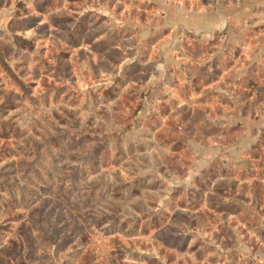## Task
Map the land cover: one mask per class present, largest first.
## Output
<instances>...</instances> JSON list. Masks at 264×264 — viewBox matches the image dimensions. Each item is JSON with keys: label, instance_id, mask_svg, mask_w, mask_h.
<instances>
[{"label": "rangeland", "instance_id": "1", "mask_svg": "<svg viewBox=\"0 0 264 264\" xmlns=\"http://www.w3.org/2000/svg\"><path fill=\"white\" fill-rule=\"evenodd\" d=\"M254 82L264 0H0V264H249Z\"/></svg>", "mask_w": 264, "mask_h": 264}, {"label": "crops", "instance_id": "2", "mask_svg": "<svg viewBox=\"0 0 264 264\" xmlns=\"http://www.w3.org/2000/svg\"><path fill=\"white\" fill-rule=\"evenodd\" d=\"M261 94V93H260ZM259 94V82H254L251 88L250 97H249V104L251 106V112L249 116V127L250 130L247 132L249 138L261 139L264 134V93L262 96ZM233 116H241L237 115V113H231ZM245 118V117H244ZM253 128V129H252ZM221 147H219V150ZM260 159V158H256ZM257 175L255 176L258 178V185L261 186L262 182L264 184V177L260 174H264V164L260 166V163L257 164ZM262 171V172H261ZM264 186V185H263ZM256 202L261 203V208H264V192L259 191V193L253 197ZM264 212V211H263ZM264 217V213H263ZM263 235H264V229ZM261 236L260 239L257 241L256 244H246L245 247H240L242 252H246L247 256H249V264H264V236ZM237 248V247H236Z\"/></svg>", "mask_w": 264, "mask_h": 264}]
</instances>
